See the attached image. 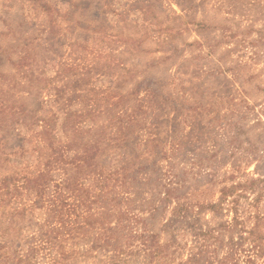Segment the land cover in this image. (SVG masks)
<instances>
[{"label":"rangeland","instance_id":"1","mask_svg":"<svg viewBox=\"0 0 264 264\" xmlns=\"http://www.w3.org/2000/svg\"><path fill=\"white\" fill-rule=\"evenodd\" d=\"M0 105L15 113L2 142H38L45 123L52 138L70 143V156L96 142L98 168L122 177L145 164L127 184L139 194L128 207L133 215L147 219L150 207L142 204L158 206L157 177L167 161L185 173L189 219L162 231L173 219L171 203L146 221L160 245L171 242L166 258L150 260L139 242L130 248L124 239L120 253L104 246L71 264H181L192 255L194 264H222V231L211 233L219 243L208 234L222 227V206L209 208L220 197L222 172L236 171V182L264 173V0H0ZM16 140L0 148L12 164L20 163L11 155ZM160 153L166 156L152 164ZM11 169L6 162L0 178ZM100 217L96 230L78 233L77 249L89 251L114 225ZM51 219L44 209L32 218ZM0 229L2 239L19 233Z\"/></svg>","mask_w":264,"mask_h":264},{"label":"trees","instance_id":"2","mask_svg":"<svg viewBox=\"0 0 264 264\" xmlns=\"http://www.w3.org/2000/svg\"><path fill=\"white\" fill-rule=\"evenodd\" d=\"M144 104L141 101L138 107H145ZM6 110L7 107L0 105V133L4 136L8 134L5 122H9L15 115L11 110ZM40 128L41 131L36 134L38 142L31 141L30 137L10 138L9 143L0 140V148H3L7 145L11 147L17 139L13 147L16 150L11 155L20 160V163L12 164V157H4L0 152V168L6 162H11L13 168L10 175L0 178V227L6 224L13 231H19L12 237L4 235L5 239L0 238L3 241L0 244V264H33L38 257L45 264H71L75 255L85 257L104 246H109L110 252L120 253L124 248L121 243L124 239L131 241L130 248L139 242V251L145 253L150 260L158 256L166 258L164 252L171 242L160 245L155 240L157 236L148 231L146 221L152 220L155 213L164 211L171 203H175L172 208L173 219L170 224L166 222L162 225V231L170 234V230H175L172 225L175 221L184 223L189 219V187L183 178L185 173H178L176 164L167 161L169 169L157 177L160 182L157 193L161 196L157 201L159 204L151 207L144 202L142 205L150 207L149 218L139 217L131 214L128 208L139 200V194L131 192V185L127 184L129 180H135L136 177L138 179V174L145 170V164L121 177L119 171L109 172L95 164L100 156L96 142L84 146L80 153L70 156L69 150L72 147L69 142L52 138L45 123ZM224 130L226 127L222 129ZM25 142L28 147H24ZM157 156L152 164L166 155L160 153ZM256 174L258 176L255 178L249 177L242 182H236V171H223L220 197L218 202L209 206L210 209L222 206V227L208 232L211 237L212 232L222 231V251H225L222 264H264L263 261L259 262L264 257V208L259 206L264 192V173L257 171ZM54 177L58 181H52L55 180ZM88 180L90 187L85 184ZM228 181L231 184H227ZM126 185L122 190L121 187ZM110 202L114 204L111 207L106 206ZM98 205H105L107 210L94 211L93 207ZM124 205L127 206L126 209L121 208ZM132 208L135 209L134 206ZM43 209L50 211L52 219L38 224L32 218L37 210ZM226 214H231L230 220L224 219ZM101 215L106 216L108 225L114 220V225L101 230L100 236L95 238L96 242L91 243L89 251L77 249L75 239L78 238V233L85 234L96 230L94 225L105 220ZM249 219L253 220L250 227L247 226ZM51 222H56L59 226H48ZM138 225L142 227L139 232L136 229ZM126 226L128 229L124 236L119 238ZM28 227L34 229V234L23 236ZM0 232L2 233L1 229ZM211 238L219 243L218 237ZM208 252L212 254L215 251ZM181 264H194V255Z\"/></svg>","mask_w":264,"mask_h":264}]
</instances>
